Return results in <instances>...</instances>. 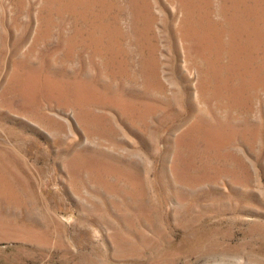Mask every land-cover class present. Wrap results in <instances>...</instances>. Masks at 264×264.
<instances>
[{"label": "rangeland", "instance_id": "1", "mask_svg": "<svg viewBox=\"0 0 264 264\" xmlns=\"http://www.w3.org/2000/svg\"><path fill=\"white\" fill-rule=\"evenodd\" d=\"M0 264H264V0H0Z\"/></svg>", "mask_w": 264, "mask_h": 264}]
</instances>
